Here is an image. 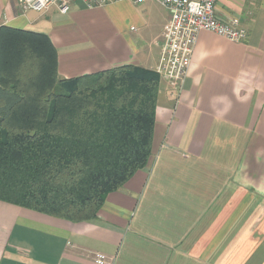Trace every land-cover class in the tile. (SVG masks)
I'll use <instances>...</instances> for the list:
<instances>
[{
  "label": "crops",
  "instance_id": "obj_1",
  "mask_svg": "<svg viewBox=\"0 0 264 264\" xmlns=\"http://www.w3.org/2000/svg\"><path fill=\"white\" fill-rule=\"evenodd\" d=\"M19 1L0 0V28L48 34L61 78L161 61V44L118 29L116 10L133 2L73 0L62 14ZM169 16L149 17L150 41L161 42ZM216 16L238 17L247 37L202 31L185 79L161 78L149 165L89 221L0 200V264H96V252L111 264H264V0H217Z\"/></svg>",
  "mask_w": 264,
  "mask_h": 264
},
{
  "label": "trees",
  "instance_id": "obj_2",
  "mask_svg": "<svg viewBox=\"0 0 264 264\" xmlns=\"http://www.w3.org/2000/svg\"><path fill=\"white\" fill-rule=\"evenodd\" d=\"M161 76L124 64L61 78L46 33L0 28V200L72 222L152 157Z\"/></svg>",
  "mask_w": 264,
  "mask_h": 264
},
{
  "label": "built area",
  "instance_id": "obj_3",
  "mask_svg": "<svg viewBox=\"0 0 264 264\" xmlns=\"http://www.w3.org/2000/svg\"><path fill=\"white\" fill-rule=\"evenodd\" d=\"M73 0H20L23 11L43 12L56 6L62 14L71 10ZM89 7L130 1L140 5L158 2L169 12V24L160 44L163 56L155 71L161 78L183 81L192 62L199 33L211 31L231 41L246 39L248 31L238 17L221 20L216 16L217 0H82ZM135 30V27H131ZM96 264H111V258L100 252L93 254Z\"/></svg>",
  "mask_w": 264,
  "mask_h": 264
},
{
  "label": "rangeland",
  "instance_id": "obj_4",
  "mask_svg": "<svg viewBox=\"0 0 264 264\" xmlns=\"http://www.w3.org/2000/svg\"><path fill=\"white\" fill-rule=\"evenodd\" d=\"M71 5H73V2L71 3ZM142 5H145V3L138 6L132 4L122 5V12L117 9L115 13L117 14L116 19L119 26L118 29L128 33L130 36H134L133 38H135L139 44H148L149 46H152L156 49L157 42L160 45V40L157 39L155 40V42L150 40L154 36V31L156 30L157 25L153 28V24L148 23L147 20L150 17L154 19V21L156 19V23L159 24L160 22H162L163 18L167 16V9L158 2H153V6L149 9V11L143 12L141 14L139 7ZM139 20H142L144 23L141 24ZM142 25L144 26L142 27ZM132 26H135L136 29L132 30ZM150 160L148 162V165L151 162Z\"/></svg>",
  "mask_w": 264,
  "mask_h": 264
}]
</instances>
